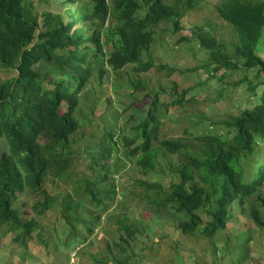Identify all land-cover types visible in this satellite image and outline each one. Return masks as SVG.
<instances>
[{
  "label": "trees",
  "instance_id": "obj_1",
  "mask_svg": "<svg viewBox=\"0 0 264 264\" xmlns=\"http://www.w3.org/2000/svg\"><path fill=\"white\" fill-rule=\"evenodd\" d=\"M83 1L67 0L69 4ZM91 1L87 12H71L67 22L54 16L48 20L44 13L40 23L24 0H0V63L15 70V76L0 82V257L4 237L11 235L14 243L26 247L39 227L37 216L54 208L68 211L63 217L71 227L91 223L92 233L100 216L88 213L89 221L83 220L85 215L74 216L70 203L60 202L62 193L48 189V177H62L76 156L78 132L83 127L77 112L96 71L102 75L106 66L117 71L129 65L137 73L151 69L155 66L150 54L155 27L178 15L163 0ZM143 8L145 14L139 16L137 12ZM218 10L244 35L243 46H235V53L228 54L227 46L202 39L210 53V60L205 61L215 74L220 65L244 70L256 67L258 84L247 80L254 98L259 96L256 104L221 119L218 126L224 132L194 135L195 144L160 138L159 109L166 102L157 91L145 117L134 126V138L124 136L121 122L110 116L104 134L86 149L92 161L84 190L98 208H103L102 194L111 198L103 183L111 177L119 142L125 140L126 146H133V154L141 152L136 161L141 171L169 172L167 189L159 182L143 183L156 190L159 205L183 213L178 224L183 233L212 237L225 231L235 208L248 209L251 219L264 226L260 207L248 203L255 200L264 208V89L260 88L264 85V57L255 47L264 27V0H226ZM174 27L180 29V20ZM257 87L262 94H256ZM187 93L184 89L170 105L179 104ZM162 150L177 155V161L161 163ZM28 194L35 198L29 210L28 202L21 200Z\"/></svg>",
  "mask_w": 264,
  "mask_h": 264
},
{
  "label": "rangeland",
  "instance_id": "obj_2",
  "mask_svg": "<svg viewBox=\"0 0 264 264\" xmlns=\"http://www.w3.org/2000/svg\"><path fill=\"white\" fill-rule=\"evenodd\" d=\"M163 1L173 5L178 15L155 27L150 49L155 66L140 73L134 71V65L117 71L106 66L102 75L96 71L81 95L77 115L83 127L78 132L76 156L62 177L56 179L53 174L48 177V189L62 193L60 202L70 203L74 216L92 213L94 217L100 216V221L94 222L89 233L91 223L83 221L71 227L66 222L65 208L48 210L37 216L39 227L26 247L14 243L11 235L3 238L0 264H264V226L251 219L248 209L244 212L233 209L227 230L212 237L179 230L183 213L176 214L159 205L155 201L156 190L143 183L159 182L167 189L169 172L141 171L136 164L141 152L133 154V146H126L125 140L119 142L110 168L111 177L103 183L111 198L102 194L100 209L85 194L84 178L92 161L86 152L87 145L96 143L104 134L110 116L121 122L124 136L134 138L137 132L134 126L145 117L157 91L160 100L166 102L159 109L160 138H178L195 144L194 135L224 132L218 126L221 119L253 107L259 98H254L255 92L247 83V80L257 83L256 67L244 70L220 65L215 74L205 61L210 53L202 39L206 42L214 39L217 45L227 46L228 54L235 53V46H243L244 35L219 14L218 7L226 0ZM24 5L34 9L40 23L44 13L48 20L54 16L67 22L71 12H87L91 8L89 0L77 4H69L67 0H24ZM91 5L93 11L92 1ZM145 11L140 9L137 14L143 16ZM176 20H180V29L174 27ZM255 47L257 54L264 57V27ZM11 76H15V70L0 63V82ZM260 88L264 89V85ZM260 88H256V94H262ZM184 89L188 93L181 102L170 105L181 97ZM161 154V163L166 161L167 165L178 159L165 150ZM101 173L105 174L103 170ZM21 200L28 202V210L35 202L31 194ZM251 202L260 207L264 219V208L255 200L248 201ZM30 215L34 216V211ZM83 220L89 221V216Z\"/></svg>",
  "mask_w": 264,
  "mask_h": 264
}]
</instances>
